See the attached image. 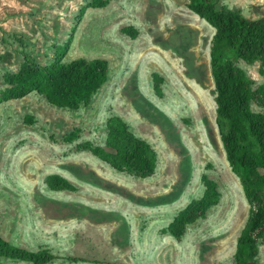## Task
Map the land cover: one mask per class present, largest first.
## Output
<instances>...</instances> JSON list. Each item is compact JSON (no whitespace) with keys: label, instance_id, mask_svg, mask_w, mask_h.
Wrapping results in <instances>:
<instances>
[{"label":"rangeland","instance_id":"1","mask_svg":"<svg viewBox=\"0 0 264 264\" xmlns=\"http://www.w3.org/2000/svg\"><path fill=\"white\" fill-rule=\"evenodd\" d=\"M216 1L251 19L264 16V0ZM87 3L0 0V91L3 75L23 63L22 53L48 65L73 29L63 63L97 58L108 64L107 82L78 110L52 106L36 92L0 104V235L61 257L49 264H234L248 205L215 121L214 29L187 9V0H109L78 19ZM125 28L135 37L123 34ZM238 66L254 88L264 84L259 63ZM153 75L162 79L160 96ZM111 116L156 153L151 177L118 173L80 148L106 150ZM50 175L75 190H49ZM203 176L216 185L218 202L174 239L166 228L202 195ZM257 264H264V239Z\"/></svg>","mask_w":264,"mask_h":264},{"label":"trees","instance_id":"2","mask_svg":"<svg viewBox=\"0 0 264 264\" xmlns=\"http://www.w3.org/2000/svg\"><path fill=\"white\" fill-rule=\"evenodd\" d=\"M109 0H88L79 11L105 8ZM187 9L214 29L209 46L210 73L214 84L216 125L231 173L238 179L248 205V216L236 241L234 264H257L259 244L264 239V84L253 82L238 66L240 62L264 68V16L251 19L241 12L218 6L216 0H187ZM74 29L68 39L54 47L53 61L41 65L22 53L23 63L16 72L6 73L2 80L0 104L18 100L36 92L55 107L78 110L89 105L91 98L108 80V64L101 59L79 58L63 63L68 53ZM122 33L135 37L132 29ZM154 92L161 95L162 79L153 75ZM253 108L257 109L254 110ZM106 150L90 144L80 148L118 173L146 179L154 174L157 157L152 147L134 136L126 123L117 116L106 120ZM202 195L181 209L166 228L179 239L187 227L203 218L217 204L216 185L205 176L201 178ZM54 192L74 191L64 178L50 175L45 180ZM61 257L49 250H27L0 235V259L49 264ZM71 261L80 259L69 258Z\"/></svg>","mask_w":264,"mask_h":264},{"label":"bare ground","instance_id":"3","mask_svg":"<svg viewBox=\"0 0 264 264\" xmlns=\"http://www.w3.org/2000/svg\"><path fill=\"white\" fill-rule=\"evenodd\" d=\"M110 195V194H109ZM108 197V196H107ZM104 215V214H103ZM82 223V222H81ZM141 252V251H140ZM142 253V252H141Z\"/></svg>","mask_w":264,"mask_h":264}]
</instances>
